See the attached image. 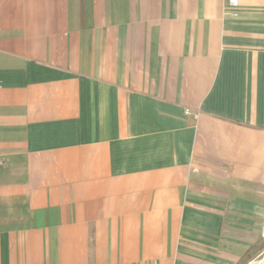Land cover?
Segmentation results:
<instances>
[{
    "label": "crops",
    "instance_id": "1",
    "mask_svg": "<svg viewBox=\"0 0 264 264\" xmlns=\"http://www.w3.org/2000/svg\"><path fill=\"white\" fill-rule=\"evenodd\" d=\"M263 250L264 0H0V264Z\"/></svg>",
    "mask_w": 264,
    "mask_h": 264
},
{
    "label": "rangeland",
    "instance_id": "2",
    "mask_svg": "<svg viewBox=\"0 0 264 264\" xmlns=\"http://www.w3.org/2000/svg\"><path fill=\"white\" fill-rule=\"evenodd\" d=\"M252 264H264V250L263 252L253 261Z\"/></svg>",
    "mask_w": 264,
    "mask_h": 264
},
{
    "label": "built area",
    "instance_id": "3",
    "mask_svg": "<svg viewBox=\"0 0 264 264\" xmlns=\"http://www.w3.org/2000/svg\"><path fill=\"white\" fill-rule=\"evenodd\" d=\"M228 3L231 5V6H235L238 4V0H227ZM235 15H237V13H234Z\"/></svg>",
    "mask_w": 264,
    "mask_h": 264
}]
</instances>
